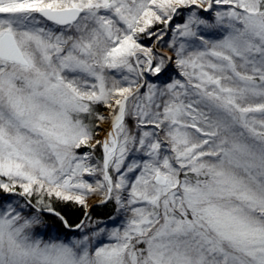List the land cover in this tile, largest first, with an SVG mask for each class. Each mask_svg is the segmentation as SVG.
I'll return each instance as SVG.
<instances>
[{
	"label": "snow or ice",
	"instance_id": "6c2138e0",
	"mask_svg": "<svg viewBox=\"0 0 264 264\" xmlns=\"http://www.w3.org/2000/svg\"><path fill=\"white\" fill-rule=\"evenodd\" d=\"M93 195L111 226L37 238ZM0 264H264V0H0Z\"/></svg>",
	"mask_w": 264,
	"mask_h": 264
},
{
	"label": "trees",
	"instance_id": "16d2710c",
	"mask_svg": "<svg viewBox=\"0 0 264 264\" xmlns=\"http://www.w3.org/2000/svg\"><path fill=\"white\" fill-rule=\"evenodd\" d=\"M179 11L181 15H177L174 18L173 26H175L176 23L183 22L185 16L184 13H186L187 10L180 9ZM155 27L158 28L162 26L157 25ZM153 42L154 41H150L146 37L141 38V43L147 46H151ZM161 48H165V47H161ZM173 76L178 78V74H175ZM104 110L105 108L103 107V105L96 106V111H98L100 114ZM127 123L129 124L130 127L133 126V121L131 119H128ZM82 151H84V148H80L77 150V152L81 154ZM92 151L96 155H98V157H100L101 151L99 146H97L95 150L92 149ZM91 197H98L101 199V196L99 195L89 196V198ZM14 198L23 202V198L21 197H14ZM32 200L33 203H35L36 197H33ZM87 201H86L87 207H84L77 205L73 202H64L55 198L49 200L46 197L45 203L49 204L52 207V209L54 210V214H49L48 212L40 214L43 224L35 228L36 230L35 235L37 234L36 235L37 238L45 239V238H49L51 235L57 238L60 237L65 238L71 234L77 235L79 233V229L72 231L70 230V228H75L76 225L80 224L81 221H83V225H84L83 228L89 230L88 227H95L96 225H101V226L105 225V221H107L110 217H112L116 213V206L112 202L102 204L100 200L99 204H88ZM23 211L25 215H31L35 213V209L30 206H26L23 209ZM65 222L70 227H65Z\"/></svg>",
	"mask_w": 264,
	"mask_h": 264
},
{
	"label": "rangeland",
	"instance_id": "374dc122",
	"mask_svg": "<svg viewBox=\"0 0 264 264\" xmlns=\"http://www.w3.org/2000/svg\"><path fill=\"white\" fill-rule=\"evenodd\" d=\"M184 19H185V16H184ZM183 19V20H184ZM159 28H161V27H158V28H156V29H159ZM170 35V36H169ZM147 38V37H146ZM171 33H168L166 36H165V39H166V41H170L171 40ZM154 43L155 42H153L152 44H151V46H154ZM161 47H165V48H160V49H158V51L160 52V54L161 55H165V56H168V55H172V53L167 49V44L166 43H164V44H162L161 45ZM111 74V73H110ZM175 74H178V78H180V79H182L181 77H179V72H178V70L175 68V65L173 64V65H171V67H170V76H173V75H175ZM164 79H168V77H165ZM101 115H104V116H108V109H106L105 108V110L101 113ZM104 126H109V122H105V123H101L100 125H99V130H98V133L95 135V138L93 139V141H92V144H95V142H96V140H101L102 139V133H103V127ZM82 148H84V151H82V153H91V157H92V159H91V163H93V164H95V163H97L100 159H101V157H102V151H101V149H100V151H101V155H100V157H98V155H96L93 151H92V147L91 146H89V147H82ZM86 150V151H85ZM85 179H89V180H91L92 178L91 177H86ZM11 199H14V200H17V199H15L14 197H12ZM100 198H98V197H91V198H89L88 199V204H99L100 203ZM114 216H116V213L112 216V217H114ZM120 219H123V217H120ZM112 223H113V221L109 218L107 221H105V225H108V226H111L112 225ZM94 227H88V229L89 230H86L85 228H83V229H79V233L76 235H69V236H67V237H60V238H57V237H54L53 235H51L49 238H45V239H42V240H48V239H50V238H55L57 241H63V242H69L70 240H73V239H79V238H81L86 232L87 233H89L90 234V232H91V229H93ZM73 231H75V230H73ZM36 232V230L34 229V233ZM37 235V234H36ZM109 241H108V239H107V237L106 236H104V237H102L101 239H99V240H97V241H94V243H96V244H99V243H108Z\"/></svg>",
	"mask_w": 264,
	"mask_h": 264
},
{
	"label": "bare ground",
	"instance_id": "6f19581e",
	"mask_svg": "<svg viewBox=\"0 0 264 264\" xmlns=\"http://www.w3.org/2000/svg\"><path fill=\"white\" fill-rule=\"evenodd\" d=\"M108 128H109V126H107V127H106V126H104V127H103L102 138H103V136H104V134H105V131H106Z\"/></svg>",
	"mask_w": 264,
	"mask_h": 264
},
{
	"label": "water",
	"instance_id": "95a60500",
	"mask_svg": "<svg viewBox=\"0 0 264 264\" xmlns=\"http://www.w3.org/2000/svg\"><path fill=\"white\" fill-rule=\"evenodd\" d=\"M45 213V212H44ZM81 222H83V221H81ZM81 222H80V224H81ZM75 229H77L76 227L74 228V229H71V230H75Z\"/></svg>",
	"mask_w": 264,
	"mask_h": 264
}]
</instances>
